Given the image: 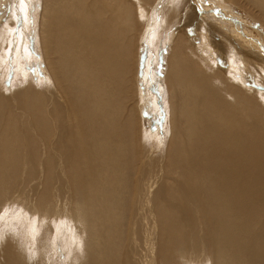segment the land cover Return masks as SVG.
Wrapping results in <instances>:
<instances>
[{
	"label": "bare ground",
	"instance_id": "6f19581e",
	"mask_svg": "<svg viewBox=\"0 0 264 264\" xmlns=\"http://www.w3.org/2000/svg\"><path fill=\"white\" fill-rule=\"evenodd\" d=\"M234 7L264 23V0H0V264H264V57Z\"/></svg>",
	"mask_w": 264,
	"mask_h": 264
},
{
	"label": "rangeland",
	"instance_id": "374dc122",
	"mask_svg": "<svg viewBox=\"0 0 264 264\" xmlns=\"http://www.w3.org/2000/svg\"><path fill=\"white\" fill-rule=\"evenodd\" d=\"M202 1L205 2V0H202ZM203 6H205V5H203ZM203 6H202L203 9L208 10V11H206L207 13L208 12L209 13H215L216 12V11H214V9H215L214 6L210 5L209 2L206 4V7H203ZM217 6L220 7L218 4H217ZM235 8L236 7H234L233 9H235ZM223 9L219 10V12H217V14L222 19L227 17L228 18L227 22L232 23L231 27L234 29L233 31L235 32V34H237V35L239 34L240 35L239 38L241 40L243 39L240 42V44L245 45V47L246 48L248 47L249 50L251 49L250 51H252V52L255 51V53H257L259 57L261 55H262L261 57H264V23H261V22L258 23L257 21L253 20L252 17L248 16L247 13H245L243 10H241L239 8H236L235 10H232V9L228 10L227 9L225 11H223ZM229 29H231V28H229ZM229 34H231L230 31H229ZM246 45H248V46H246ZM227 46H228V48L230 47L229 44H227ZM167 50L168 49L166 47L164 49H162L161 50V56L158 55L156 58L157 59L156 60V70H157V73L159 74V77L162 76L161 79H163V76H164V65H165L164 57L167 55V52H166ZM155 55L156 54H154V57H155ZM257 71H258V73H257ZM253 72L257 76L259 75V72L264 74V72L262 70L261 71L256 70ZM253 76L254 75H252V79H250L251 81H248L249 79L247 78V84L248 85H246V86L248 87V89L250 88V90L252 92L257 91L258 89L263 90L264 86L262 87V84H259V81L256 78L257 76H254V77ZM255 78L257 79V81ZM254 79H255V81H254ZM164 119L165 118L162 117L161 120H158V122L155 124V126L157 125V129H158V131H160V133H162L163 126H165ZM143 122H144L143 123L144 128L146 130H149L151 127L153 128V130H155L154 129L155 126L149 125L150 124L149 122H146V121H143ZM152 148H155V146H152ZM159 148L157 150H159Z\"/></svg>",
	"mask_w": 264,
	"mask_h": 264
}]
</instances>
